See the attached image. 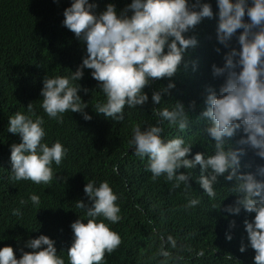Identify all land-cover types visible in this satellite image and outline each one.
<instances>
[{
	"label": "clouds",
	"instance_id": "1",
	"mask_svg": "<svg viewBox=\"0 0 264 264\" xmlns=\"http://www.w3.org/2000/svg\"><path fill=\"white\" fill-rule=\"evenodd\" d=\"M96 7L89 0H72L63 11L62 25L86 46V58L75 72L70 71V76H45L40 95L46 115L59 123L64 117L70 125L76 124V116L63 115L69 111L80 113L85 121L92 119L85 112L89 105L78 95L81 88L77 83L83 78L84 69H88L105 97L104 102L94 105L95 113L116 122L124 120L125 106L145 105L149 100L145 89L153 81L173 78L186 50L197 46L195 36L186 34L202 20L212 22L218 16L212 38L214 51L223 55V65L212 64L211 75L222 79V83L218 89L205 88V107L197 118L206 122L202 133L213 143L214 154L197 152L188 159L193 145H186L180 136L167 141L162 138L163 128L159 125L165 121L181 132L190 131L189 114L182 103L152 109L153 115L160 118L157 125L142 128L139 123L134 124L132 146L115 145L93 159V167L85 177L88 183L83 188L91 206L76 201L77 208L86 210L87 222H73L71 237L57 248L44 229L26 243L25 247L32 251H22L19 259L11 246L0 248V264H105L106 256L116 249L129 264L171 262L176 257V243L165 229L163 217H147L155 243L142 247V234H146L143 227L121 212L120 208L130 205L133 211L142 208L138 197L144 193V181L141 174L131 171L133 155L147 157L151 179L164 176L172 182V189L183 184L188 191L191 185H199L208 198L215 199L218 177L232 182L230 190L236 199L223 211L239 215L243 210L254 217L243 221L246 242L239 240L231 246L222 243V247L213 248L214 254L223 264H264V165L256 164L253 171L241 172V158L248 151L264 160V0H131L121 10L108 3L98 14ZM174 87V83H168L153 92L152 102L160 105L162 96ZM189 108H195V101L190 102ZM44 123L32 103L27 106V114L16 112L9 117L7 131L21 138L19 144L10 146L12 179L35 184L52 182V165L59 166L68 150L59 141L51 146L44 142ZM111 128L115 131L114 126ZM238 134L240 139L233 148L228 141ZM197 165L198 182L191 179L190 173L177 174L181 168L193 170ZM252 167L253 162L244 165ZM70 183L71 180L67 184ZM110 185L119 187L114 192ZM30 199L39 205V196L32 195ZM62 200L66 203L64 192ZM200 202L199 198H189L185 207L192 208ZM13 215H21L19 209ZM105 220L114 226L110 228ZM235 226L234 220L229 222L230 229ZM226 239L230 241L232 236L226 233ZM183 245H187L184 238ZM203 255V251L194 254L183 249V264ZM217 257L206 264H221Z\"/></svg>",
	"mask_w": 264,
	"mask_h": 264
},
{
	"label": "trees",
	"instance_id": "2",
	"mask_svg": "<svg viewBox=\"0 0 264 264\" xmlns=\"http://www.w3.org/2000/svg\"><path fill=\"white\" fill-rule=\"evenodd\" d=\"M191 0H189L190 3ZM72 0H0V248L11 246L16 258L21 257L22 251H32L25 247L31 239H36L41 229L49 233L54 247L71 237L70 225L77 219L86 223L89 217L85 209L76 207V201H83L91 206L83 192L87 182L85 179L93 167V159L110 147L132 146V126L139 123L141 127L157 125L159 117L152 113L154 108H171L175 102H180L188 111L190 124L188 133L181 132L177 127H169L165 121L162 138L169 139L180 136L185 139L186 145H193L188 159H192L197 152L206 155L214 154V145L202 133L206 122L197 118L204 110L205 88L219 87L222 79H214L211 75V65H223V55L214 51L216 20L204 19L187 36H195L197 46L189 48L184 54V59L176 75L171 79L153 81L145 89L149 100L136 108H124V120L116 122L105 118L103 114H96L94 105L104 102L105 97L97 81L92 79L91 70L84 69L83 78L77 81L81 91L78 95L82 102H88L89 108L85 112L92 117L85 121L80 113L66 112L67 117L76 116V124L63 123L50 119L41 107L40 95L43 80L46 77L70 76L86 58V46L74 34L63 27V11L71 6ZM131 0H89L97 5L95 12L98 14L105 9L106 4H115L121 10ZM213 13L215 8L211 4ZM218 11V7H217ZM247 20V19H246ZM75 83V82H73ZM168 83L175 87L169 94L162 96L160 105L152 102L153 92ZM87 89V92L84 91ZM195 101V108L190 109V102ZM32 103L37 116L44 119L43 125L46 136L44 142L51 146L59 141L68 150L62 163L57 166L53 163L54 178L49 184H35L30 180L16 181L12 179L10 162V146L19 144L21 138L7 131L9 117L20 112L27 114V106ZM96 116H99L97 119ZM35 119V117H33ZM75 123V120L72 121ZM111 126L115 127V131ZM240 134L228 143L236 148V141ZM133 166L131 171L141 174L143 181L138 199L141 200V209L132 210V206L120 208L122 214L134 220L146 234H142V247L154 245L155 235L147 217L157 220L160 216L164 219L165 229L174 236L176 246L173 248L176 257L166 264H183V249L190 253L204 252V255L188 261L187 264H206L217 257L213 248L222 247L220 244H236L246 242L243 221L251 220L243 210L239 215H232L223 211V208L234 203L236 197L230 190L232 182H226L223 177H218L215 185L217 196L210 199L199 185H191L185 191L183 184L172 189V182L166 181L164 176L153 181L151 173L147 171V157L141 159L136 155L131 157ZM253 162L251 169L244 165ZM256 164L264 165V160L254 156L251 151L241 158V172L253 171ZM196 170H178L177 174L190 173L191 179L198 182L199 173ZM71 180L72 183L67 184ZM114 192L119 186L110 185ZM66 195V203L62 200V193ZM200 192V193H199ZM37 195L39 205L33 204L30 197ZM189 198H199L200 204L186 208ZM21 200L25 203L21 204ZM220 206V208H219ZM19 209L21 215H13ZM102 220V217H98ZM235 221V227L230 229L229 222ZM110 228L114 226L108 221ZM241 225V229L240 226ZM226 233L232 236L229 241ZM55 234V235H53ZM183 238L187 245H183ZM219 243V245L217 244ZM234 247V246H233ZM252 255L255 254L250 248ZM116 249L105 258V264H129L125 257ZM216 260L223 264L221 258Z\"/></svg>",
	"mask_w": 264,
	"mask_h": 264
}]
</instances>
